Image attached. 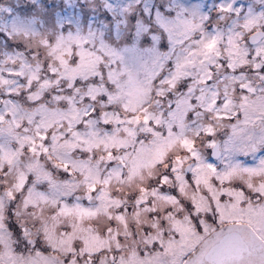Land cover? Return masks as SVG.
<instances>
[{"label": "snow or ice", "instance_id": "obj_1", "mask_svg": "<svg viewBox=\"0 0 264 264\" xmlns=\"http://www.w3.org/2000/svg\"><path fill=\"white\" fill-rule=\"evenodd\" d=\"M0 264H264V0H0Z\"/></svg>", "mask_w": 264, "mask_h": 264}]
</instances>
